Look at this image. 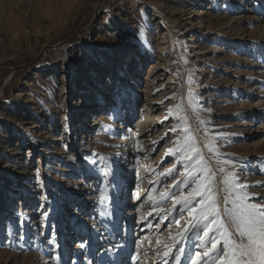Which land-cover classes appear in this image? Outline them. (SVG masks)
Instances as JSON below:
<instances>
[{"label": "rangeland", "instance_id": "obj_1", "mask_svg": "<svg viewBox=\"0 0 264 264\" xmlns=\"http://www.w3.org/2000/svg\"><path fill=\"white\" fill-rule=\"evenodd\" d=\"M15 69L0 264H226L222 233L247 243L264 0H0V84Z\"/></svg>", "mask_w": 264, "mask_h": 264}, {"label": "snow or ice", "instance_id": "obj_2", "mask_svg": "<svg viewBox=\"0 0 264 264\" xmlns=\"http://www.w3.org/2000/svg\"><path fill=\"white\" fill-rule=\"evenodd\" d=\"M225 183H229V180L226 179ZM234 219L237 223L236 231L241 237L247 238V243H237L231 239V233H222L226 237L224 244L228 247L225 255L232 256L226 264H264V205L248 204L244 202V198H241L239 211ZM216 243L217 241L214 240L213 248Z\"/></svg>", "mask_w": 264, "mask_h": 264}, {"label": "water", "instance_id": "obj_3", "mask_svg": "<svg viewBox=\"0 0 264 264\" xmlns=\"http://www.w3.org/2000/svg\"><path fill=\"white\" fill-rule=\"evenodd\" d=\"M17 71V69H15L14 71H12L11 73H9L5 79L3 80V82L0 84V90L3 91L5 84L11 79V77L14 75V73Z\"/></svg>", "mask_w": 264, "mask_h": 264}, {"label": "bare ground", "instance_id": "obj_4", "mask_svg": "<svg viewBox=\"0 0 264 264\" xmlns=\"http://www.w3.org/2000/svg\"><path fill=\"white\" fill-rule=\"evenodd\" d=\"M140 60H141V59H140ZM158 70H159V68L154 67L152 73H157ZM165 72H166V71H165ZM1 92H3V91L0 90V95H1ZM167 119H169V118L166 117V120H167ZM156 148H157V146H155V150H156ZM165 151L167 152L168 150L165 149ZM176 162H177V161H175V162L172 164V166H176ZM166 169H167V168H166ZM171 186H173V184H171Z\"/></svg>", "mask_w": 264, "mask_h": 264}]
</instances>
